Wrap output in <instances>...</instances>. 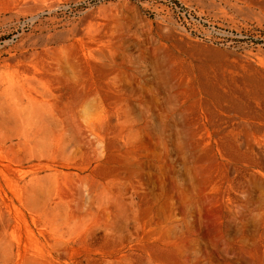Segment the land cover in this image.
<instances>
[{
  "label": "rangeland",
  "instance_id": "1",
  "mask_svg": "<svg viewBox=\"0 0 264 264\" xmlns=\"http://www.w3.org/2000/svg\"><path fill=\"white\" fill-rule=\"evenodd\" d=\"M0 264H264V0H0Z\"/></svg>",
  "mask_w": 264,
  "mask_h": 264
}]
</instances>
